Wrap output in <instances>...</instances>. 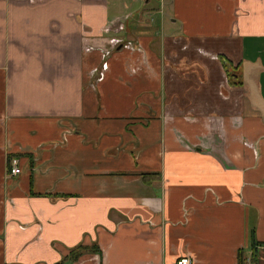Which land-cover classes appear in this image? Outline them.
<instances>
[{"label": "crops", "instance_id": "1", "mask_svg": "<svg viewBox=\"0 0 264 264\" xmlns=\"http://www.w3.org/2000/svg\"><path fill=\"white\" fill-rule=\"evenodd\" d=\"M184 257L264 264V0H0V264Z\"/></svg>", "mask_w": 264, "mask_h": 264}, {"label": "built area", "instance_id": "2", "mask_svg": "<svg viewBox=\"0 0 264 264\" xmlns=\"http://www.w3.org/2000/svg\"><path fill=\"white\" fill-rule=\"evenodd\" d=\"M9 172L12 175H18L22 172V168L20 166V161L17 157H13L10 159L9 162ZM70 264H74V263H70ZM176 264H192V261L190 260L189 257H184L179 259ZM247 264H257L254 261H249Z\"/></svg>", "mask_w": 264, "mask_h": 264}, {"label": "rangeland", "instance_id": "3", "mask_svg": "<svg viewBox=\"0 0 264 264\" xmlns=\"http://www.w3.org/2000/svg\"><path fill=\"white\" fill-rule=\"evenodd\" d=\"M164 53H165V50H164ZM236 72L234 71V70H232V69H230V72H229V74L228 75H230V77L231 78H233V76H234V74H235ZM13 158V157H12ZM19 159V158H18ZM20 161V160H19ZM12 175V174H11Z\"/></svg>", "mask_w": 264, "mask_h": 264}]
</instances>
